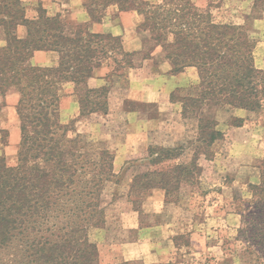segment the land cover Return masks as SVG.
<instances>
[{
	"label": "trees",
	"instance_id": "obj_1",
	"mask_svg": "<svg viewBox=\"0 0 264 264\" xmlns=\"http://www.w3.org/2000/svg\"><path fill=\"white\" fill-rule=\"evenodd\" d=\"M111 5L141 16V27L162 47L172 73L196 68L200 96L186 100L184 116L205 105L262 108L264 71L255 65L254 43L243 27L217 22L193 0H90L92 21L101 22ZM20 26L26 27L25 38L17 34ZM0 28L6 40L0 48V95L18 92L21 134L17 166L0 157V264H100L91 232L105 226L104 189L116 177L114 157L89 151L80 135L71 136L73 130L61 122L62 93L67 84L82 87V116L104 111L108 88L89 89L88 80L104 64L123 77L121 71L133 68V54L124 51L121 38L67 24L42 7L28 19L21 0H0ZM37 51L56 52L57 64L32 65ZM223 139L214 121L200 118L195 137L185 144L150 145L141 155L148 167L134 177L132 189L159 188L166 198L200 190L199 160L211 158ZM172 161L168 170H151ZM252 189L237 240L250 264H264V176Z\"/></svg>",
	"mask_w": 264,
	"mask_h": 264
},
{
	"label": "rangeland",
	"instance_id": "obj_2",
	"mask_svg": "<svg viewBox=\"0 0 264 264\" xmlns=\"http://www.w3.org/2000/svg\"><path fill=\"white\" fill-rule=\"evenodd\" d=\"M143 1L156 4L162 0ZM193 1L203 10L210 9L217 22L243 27L254 43L255 65L264 71V0ZM41 2L35 0L30 2L29 6L24 4V8L29 10L27 14L38 15V10L42 7ZM57 2L60 5L65 4L67 10L72 6L75 9L77 7L88 9L90 0H58ZM48 3V6H53L49 1ZM113 6L118 8L117 5ZM106 10L102 12L103 20L107 16ZM62 11L63 9L61 12L54 9V12L67 24L77 26L64 18L65 12ZM140 30L144 41V49L140 57H148L157 44L151 39L148 30L142 27ZM5 43V31L0 28V48L5 46ZM112 71L110 83L106 87L108 88L107 105L99 115L108 113V97L114 90H120V99L122 95L127 94L125 90L130 87L131 70L121 71L123 76L121 78L114 75L113 68ZM199 81L198 76L197 84L177 88L171 94V106L163 112L157 104L133 100L126 102L124 112L138 113L144 118L163 120L166 123L160 124L158 129L148 136L149 140L146 141L143 152L122 157L121 167L116 170L114 168L116 177L105 186V226L91 232V239L98 247L100 264H144L139 257H134L132 254L124 257L118 254L125 244L129 247L138 241L145 242L151 238L150 229L153 228L154 232L159 234L155 239V241L158 239L157 245L164 252L165 258H172L173 264H250L249 257L244 254V245L237 240V236L243 227L242 214L246 209L244 204L252 200V188L263 181L264 153L256 154L254 150L248 153L245 151L250 141L251 144L256 143L254 147L264 142L262 138L264 137V101L262 108L256 112L205 105L186 117L183 115L186 100L200 96ZM70 85L72 84L64 87L63 98L66 97ZM75 90L77 95L83 91L82 87H77ZM5 97L6 95H0V157L5 158L9 167H15L18 163L21 139L19 119L17 112L14 113ZM124 112L116 113V119L110 125L95 127L90 124L93 121V119L91 121L92 114L82 116L80 111L75 119L64 121L61 108V122L73 130L72 137L76 135L82 137L81 140L89 145V151H108L113 155L115 162L116 148L131 144V140L124 138L132 131V129L128 130V119ZM200 118L214 121L224 134V139L216 144L213 156L201 157L199 160L202 169L201 189L195 190L194 193L190 190H182L179 196L177 194L167 198L165 192L159 188L132 189L134 177L146 171L148 167V162L143 161L141 155L146 153L149 146L174 148L179 144H185L195 137ZM80 121L82 122L79 123ZM242 127L247 132L243 133L238 129ZM249 134L251 137H248ZM110 146L116 147L112 150L109 149ZM175 164L174 161L166 162L152 167L151 170H168ZM154 193H159L161 202L151 201L150 204L148 202L150 196L158 197ZM154 200L158 199L154 198Z\"/></svg>",
	"mask_w": 264,
	"mask_h": 264
},
{
	"label": "crops",
	"instance_id": "obj_3",
	"mask_svg": "<svg viewBox=\"0 0 264 264\" xmlns=\"http://www.w3.org/2000/svg\"><path fill=\"white\" fill-rule=\"evenodd\" d=\"M23 4L29 6V3L35 0H21ZM42 8L46 10L48 15H57L54 9L58 12H65L63 16L68 21L77 24V26L87 27L89 31L96 34L112 35L119 37L122 40V46L125 52L133 54V68L130 69L129 82L130 87L125 90L126 95H122L119 99L120 90H114L108 97V113L105 115H99V113L92 114L91 125L100 127L103 124L110 125L113 120L116 119L118 112L122 113L125 110L127 101H138L142 103L157 104L160 111H165L168 106H171V94L177 88H184L187 86L197 84L198 75L196 68L189 67L182 72L173 74L172 65L167 59L166 53L162 47L156 45L148 57L140 55L143 53L144 41L142 39L140 29L142 25V18L136 11H120L116 6L111 5L107 8V16L102 22H94L90 18L88 9L74 6L69 7L67 10L65 4H57L58 0H41ZM48 1L53 5L48 6ZM26 10V9H25ZM28 9L26 10V17L33 19L37 16H29ZM27 30L25 26L18 28V35L20 38H25ZM152 39V37H151ZM32 65L36 67L48 68L57 64V54L53 51H37L34 53L31 59ZM112 67L104 64L103 66L94 70L93 76L88 80L86 86L89 89H100L107 87L110 83L112 75ZM76 86L70 85L66 97L63 98L62 119L64 121L75 119L80 114L81 108L79 103V97L76 94ZM19 94L16 91H10L6 94V101L9 102L12 110L16 113V106L19 101ZM126 113L128 130L132 129L124 138L131 140L130 145H124L117 147L115 150V162L114 168H120L122 165V157L128 155H137L143 152L146 147V141L149 140L148 136L158 129L159 125H164L166 121H159L151 118H144L138 113L124 112ZM15 120V119H14ZM17 121V116H16ZM102 121V122H101ZM168 121V120H167ZM80 121L79 123H81ZM243 133L247 132L244 127L238 128ZM129 135V137H128ZM251 137V134L248 135ZM262 138H264L262 136ZM114 141V140H113ZM256 143L251 144V141L246 146V153L250 150H254L256 154L264 153V142L260 146L254 147ZM114 146H110L112 150ZM158 197L150 196L148 202L151 201L157 203L161 202L159 193H154ZM154 198L158 200H154ZM160 198V199H159ZM154 228L150 229L151 238L144 241H138L133 245H124L123 250L119 252L118 256L124 257L132 254L134 257H139L144 264H173L172 258H165L163 251L157 245L159 234L154 232ZM170 237L168 238L169 242ZM172 243V241L170 240ZM127 249V250H126ZM116 257V256H114Z\"/></svg>",
	"mask_w": 264,
	"mask_h": 264
},
{
	"label": "clouds",
	"instance_id": "obj_4",
	"mask_svg": "<svg viewBox=\"0 0 264 264\" xmlns=\"http://www.w3.org/2000/svg\"><path fill=\"white\" fill-rule=\"evenodd\" d=\"M12 258H13V259L15 258V257H14V255H13V257H12Z\"/></svg>",
	"mask_w": 264,
	"mask_h": 264
}]
</instances>
